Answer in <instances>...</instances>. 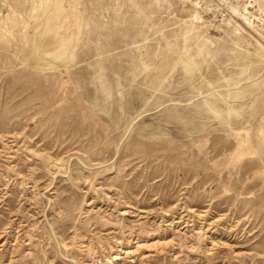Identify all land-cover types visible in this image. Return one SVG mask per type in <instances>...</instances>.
I'll return each mask as SVG.
<instances>
[{"label":"rangeland","instance_id":"1","mask_svg":"<svg viewBox=\"0 0 264 264\" xmlns=\"http://www.w3.org/2000/svg\"><path fill=\"white\" fill-rule=\"evenodd\" d=\"M125 205L185 236L112 262ZM27 242L22 264H264V0H0V264Z\"/></svg>","mask_w":264,"mask_h":264},{"label":"bare ground","instance_id":"2","mask_svg":"<svg viewBox=\"0 0 264 264\" xmlns=\"http://www.w3.org/2000/svg\"><path fill=\"white\" fill-rule=\"evenodd\" d=\"M57 172H58L57 168L54 169V173H57ZM85 213H87V210L84 212V214ZM117 218H120V219L115 220L114 223L113 222L111 223V222L106 221V220L103 221L104 218L98 222L101 226L105 227L106 231H109L108 233L112 234L113 237H115V239H116L115 240L116 248L114 250L111 249L112 253L109 256V259L112 262L127 259V260H129V262L135 263V261H137L136 259L138 258L137 256L143 250L153 248V249H157V251L160 250L159 252H162L165 250L164 248H167L170 246L173 247V245H175L176 242H179L181 240V238H183L185 236V233H186L185 231L183 232V230H176V231L157 230L158 232L148 235L142 230L143 224H144V222H142V221L147 219V212L139 211V210H137L131 206H126V205L123 206L121 208V210L119 211V215ZM124 219H135V220L131 221L133 223V225L131 224V228H133V230L124 228L126 230L122 231V225L123 224L120 223L121 222L120 220L123 221ZM101 226H99V227H101ZM169 227L170 228L172 227L171 224L169 225ZM101 229H103V228H101ZM30 244L27 242L26 245L23 246L20 250L18 249L19 251L16 252V254L14 253V250H13L12 254H15V256L13 257L11 255L12 257H10V258H12V260L10 261V263L22 264L23 260L33 257L34 248H32V246H31L32 244L31 245ZM4 245L5 244H1L0 248H2ZM143 258H146V256H143L142 259ZM138 261H140V260H138ZM139 264H142V262H139Z\"/></svg>","mask_w":264,"mask_h":264}]
</instances>
